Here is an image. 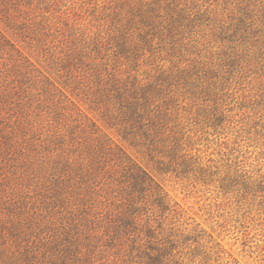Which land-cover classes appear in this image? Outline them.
<instances>
[{
	"label": "rangeland",
	"instance_id": "374dc122",
	"mask_svg": "<svg viewBox=\"0 0 264 264\" xmlns=\"http://www.w3.org/2000/svg\"><path fill=\"white\" fill-rule=\"evenodd\" d=\"M146 1L0 0V30L18 51L0 50V242L33 221L39 238L66 226L88 242L73 264H264V0H167L191 26L173 54L145 51L129 69L143 80L157 66L190 69L165 89L180 147L153 158L88 108L108 72L128 75L111 42ZM76 107L147 169L165 208L151 199L127 225L110 215L112 193L88 199L58 176L81 135Z\"/></svg>",
	"mask_w": 264,
	"mask_h": 264
},
{
	"label": "trees",
	"instance_id": "16d2710c",
	"mask_svg": "<svg viewBox=\"0 0 264 264\" xmlns=\"http://www.w3.org/2000/svg\"><path fill=\"white\" fill-rule=\"evenodd\" d=\"M193 20L188 9L174 2L151 0L139 4L129 12L126 22L120 26V33L111 42L113 55L127 64L128 75L120 76L117 69L108 72L98 94L89 99V109L97 111L107 126L116 127L124 140L150 158L169 156L172 150L180 147L177 131L169 126L173 119L172 100L167 99L165 89L186 81L190 69L189 66L175 69L157 66L158 74L152 78L146 76V80L138 74H130L129 69L137 70L139 57L145 51L154 54L166 50L173 54L176 43L184 38L185 29ZM0 50L7 54L18 53L1 30ZM76 110L82 125L81 135L73 133L70 138L75 149L65 154L58 171L62 175L58 176L66 184L82 187L81 194L88 199L94 192L106 199L112 193L111 200L119 209L110 215L126 224L127 221L135 224L142 205L151 199L158 207L165 206L167 194L147 169L103 132L95 121L78 107ZM73 154L75 156L71 157ZM157 163L162 161L157 160ZM102 191L105 195L99 193ZM139 202L141 205H137ZM33 224L41 226L29 221L25 224L27 227L13 224L7 228L0 242V264H73L91 254L89 248L83 246L88 242L81 241L78 233L72 234L71 228L62 226L39 238L37 232L33 234ZM104 226L107 232H113L119 224L115 220L114 225ZM32 236L35 239L30 240ZM82 247H86L84 251ZM157 252L162 254L165 247L158 248Z\"/></svg>",
	"mask_w": 264,
	"mask_h": 264
}]
</instances>
